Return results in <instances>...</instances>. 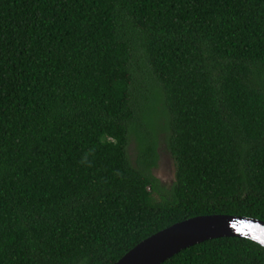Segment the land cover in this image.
Segmentation results:
<instances>
[{
    "label": "trees",
    "instance_id": "trees-1",
    "mask_svg": "<svg viewBox=\"0 0 264 264\" xmlns=\"http://www.w3.org/2000/svg\"><path fill=\"white\" fill-rule=\"evenodd\" d=\"M149 101L167 184L137 130ZM213 214L264 221V0H0V264H115ZM161 264L264 247L219 237Z\"/></svg>",
    "mask_w": 264,
    "mask_h": 264
},
{
    "label": "water",
    "instance_id": "water-1",
    "mask_svg": "<svg viewBox=\"0 0 264 264\" xmlns=\"http://www.w3.org/2000/svg\"><path fill=\"white\" fill-rule=\"evenodd\" d=\"M219 237H259L264 242V221L228 214L189 218L146 238L115 264H161L182 249Z\"/></svg>",
    "mask_w": 264,
    "mask_h": 264
},
{
    "label": "rangeland",
    "instance_id": "rangeland-1",
    "mask_svg": "<svg viewBox=\"0 0 264 264\" xmlns=\"http://www.w3.org/2000/svg\"><path fill=\"white\" fill-rule=\"evenodd\" d=\"M148 105L147 117L144 121L139 118L140 121L137 124V130L141 133L146 145L149 141H156L158 160L154 174L161 179L162 183L167 184L173 178L175 171V164L166 140L169 130L164 127V116L158 117L157 112H154L156 109L155 105H152L151 101H149ZM140 144L145 147L143 143ZM128 151L133 160L137 159L139 153V141L135 134H132Z\"/></svg>",
    "mask_w": 264,
    "mask_h": 264
},
{
    "label": "clouds",
    "instance_id": "clouds-1",
    "mask_svg": "<svg viewBox=\"0 0 264 264\" xmlns=\"http://www.w3.org/2000/svg\"><path fill=\"white\" fill-rule=\"evenodd\" d=\"M80 163L91 166L90 163L88 162L87 154H85L84 158L80 161ZM253 242L259 244L261 247H264V242H261L259 237H256Z\"/></svg>",
    "mask_w": 264,
    "mask_h": 264
},
{
    "label": "flooded vegetation",
    "instance_id": "flooded-vegetation-1",
    "mask_svg": "<svg viewBox=\"0 0 264 264\" xmlns=\"http://www.w3.org/2000/svg\"><path fill=\"white\" fill-rule=\"evenodd\" d=\"M171 181H172V179L169 182H171Z\"/></svg>",
    "mask_w": 264,
    "mask_h": 264
}]
</instances>
